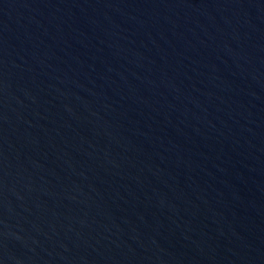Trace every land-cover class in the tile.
<instances>
[{
  "label": "water",
  "instance_id": "1",
  "mask_svg": "<svg viewBox=\"0 0 264 264\" xmlns=\"http://www.w3.org/2000/svg\"><path fill=\"white\" fill-rule=\"evenodd\" d=\"M0 264H264V0H0Z\"/></svg>",
  "mask_w": 264,
  "mask_h": 264
}]
</instances>
